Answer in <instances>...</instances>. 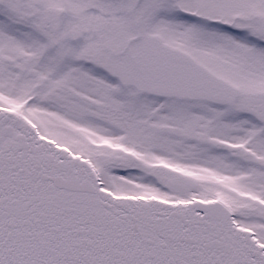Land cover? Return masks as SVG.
<instances>
[{
  "label": "snow or ice",
  "instance_id": "1",
  "mask_svg": "<svg viewBox=\"0 0 264 264\" xmlns=\"http://www.w3.org/2000/svg\"><path fill=\"white\" fill-rule=\"evenodd\" d=\"M0 264H264V0H0Z\"/></svg>",
  "mask_w": 264,
  "mask_h": 264
}]
</instances>
